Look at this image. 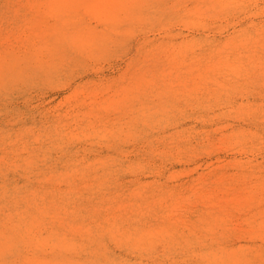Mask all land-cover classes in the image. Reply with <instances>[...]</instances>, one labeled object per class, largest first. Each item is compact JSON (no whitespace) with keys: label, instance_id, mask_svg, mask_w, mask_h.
I'll return each instance as SVG.
<instances>
[{"label":"rangeland","instance_id":"1","mask_svg":"<svg viewBox=\"0 0 264 264\" xmlns=\"http://www.w3.org/2000/svg\"><path fill=\"white\" fill-rule=\"evenodd\" d=\"M0 264H264V0H0Z\"/></svg>","mask_w":264,"mask_h":264}]
</instances>
